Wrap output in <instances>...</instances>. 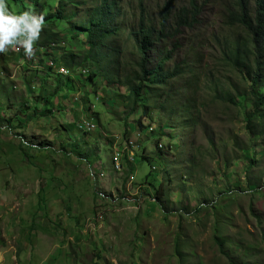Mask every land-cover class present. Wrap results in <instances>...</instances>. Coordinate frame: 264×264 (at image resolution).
<instances>
[{"label": "rangeland", "instance_id": "374dc122", "mask_svg": "<svg viewBox=\"0 0 264 264\" xmlns=\"http://www.w3.org/2000/svg\"><path fill=\"white\" fill-rule=\"evenodd\" d=\"M120 1L125 10L130 9L129 3L134 8L137 3ZM163 1L151 0V7L155 10V3ZM6 2L15 8L12 0ZM232 5L233 0H210L195 29H186L178 37L181 48L166 68L172 70L182 62L192 46L205 62L199 71L212 67L214 38L233 30L226 23ZM181 6H186V0L178 1L177 7ZM91 8L68 7V11L80 13L76 21L87 19ZM65 23L58 24L59 41L52 47L53 55L47 53L48 47L34 46L31 57L15 49L0 54V264H228L217 240L225 242L224 251L236 264H264V149L257 146L258 163L249 174L250 181L242 159L236 168H226L223 158L210 152L197 169L191 170L189 163L197 152L194 143L208 148L206 131L220 147L219 154L227 145L226 155L233 156L234 132L240 137L238 144L245 146L248 137L236 112L224 113L220 106L202 108L201 124L192 140L189 128L182 129L169 118L163 121L162 112L153 111L151 119H144L141 106L128 115L127 91L106 84L92 60L87 65L83 61L71 64L67 74L72 75L73 90L68 91L65 79L58 80V74L48 70L51 59L63 67L60 58L69 53L67 48L75 55L85 50L80 41L70 40L78 32ZM171 50V41L159 44L150 54L151 68ZM106 65L104 61L100 67L106 69ZM91 74L93 80H89ZM228 75L236 86H243L234 69ZM55 89L58 92L52 98ZM142 98L158 100L147 91ZM179 98H174L176 104ZM47 99L53 114L40 118ZM80 118L93 119L98 126L89 137L73 130ZM151 127H162L166 134L151 133ZM124 135L133 139L126 146ZM159 140L163 150L157 147ZM134 141L141 145L139 152L135 150L139 153L136 164L129 156L124 163L130 172L134 168L136 184L148 186L154 195H146V186L132 184L125 170L120 179L112 175L114 147L134 149ZM124 154L125 148L113 159L119 171ZM95 171L106 174L100 183H96ZM97 191L105 195L108 219L102 223L103 230L88 226L90 235L83 231L84 237L78 240L72 233L80 231L73 227L79 217L95 215Z\"/></svg>", "mask_w": 264, "mask_h": 264}, {"label": "trees", "instance_id": "16d2710c", "mask_svg": "<svg viewBox=\"0 0 264 264\" xmlns=\"http://www.w3.org/2000/svg\"><path fill=\"white\" fill-rule=\"evenodd\" d=\"M209 1L186 0V6L177 9L178 0H164L161 4L155 3V10L151 7V0H136V7L129 3L130 9L126 10L120 0H12V3L15 7L20 5L18 12L31 10L44 17V26L35 47L58 44V24L71 23L78 34L71 35L70 40L80 41L85 50L75 55L66 47L69 53L60 58L63 67L69 70L71 64L74 67L83 61L87 65L92 60L106 84H116L119 90L127 91L128 115L137 113L141 106L145 108L144 119H151L153 111L162 112L165 115L163 121L169 118L173 124L179 123L180 128H189L193 140L194 131L201 124L202 108L220 106L224 113L235 111L248 137L245 146L238 144L240 137L234 132L231 137L233 156L226 155L227 145L221 148L222 154H219L220 147L216 146L210 131H206L208 148L194 143L197 152L190 156L189 163L191 170L197 169L201 166L200 160L210 152L214 156H221L226 168H236L242 159L243 172L250 181L249 174L258 163L255 160L257 146L264 149V0H253L252 4L249 0H233L226 18L227 26L233 30L225 36L214 38L215 46L210 55L212 67L199 71L198 68L205 62L196 46L189 48V54L182 62L175 63L172 70L165 66L174 52L181 48L178 37L186 29H195ZM88 5H92L87 11L88 18L74 21L80 13H70L68 7L82 8ZM134 10L137 11L136 15L132 13ZM128 17L129 20H124ZM166 41L172 42L173 50L158 59L155 67L151 68L150 54ZM104 61L107 62L106 69L100 67ZM233 69L240 75L243 86H236L231 76H227ZM61 78L58 75L57 79ZM94 78L95 75L91 74L89 80ZM65 81L67 90H73L71 79L66 78ZM145 91L154 94L158 100L153 103L150 99L142 98ZM57 92L58 89H55L52 98ZM176 96L180 97L178 104L174 101ZM197 98L201 99V103ZM49 101L47 99L40 118L53 114ZM231 118H234V114ZM82 125L83 122L80 129ZM144 127V123H141L140 128L143 130ZM244 149L251 156H245ZM156 192L159 195L160 190ZM73 235L78 240L82 238L74 232ZM216 243L229 260L228 264H236L225 253V242L217 240Z\"/></svg>", "mask_w": 264, "mask_h": 264}, {"label": "clouds", "instance_id": "9594fccd", "mask_svg": "<svg viewBox=\"0 0 264 264\" xmlns=\"http://www.w3.org/2000/svg\"><path fill=\"white\" fill-rule=\"evenodd\" d=\"M17 6L20 7V5H17ZM15 8H18V7H15ZM15 8L13 6L8 7L6 0H0V54L5 53L9 49H15L17 54H20L23 51V54L26 57H31L33 55V46H34V44H36L38 42V40L40 38V33L42 30V27L44 26V17L42 15H38V14L32 12L31 10H25V11H19V12L14 11ZM77 9H79V8H77ZM177 9H178V7H177ZM71 13L77 14V11H73ZM54 45L56 46V44H54V43L50 44L48 49L46 46H43L41 48L37 47V46L36 47L34 46V47L39 48V49H47V53H51L53 50L52 47ZM47 56H48V54H47ZM50 61L53 64L49 65L48 70L51 71V69H52V71H54L55 74L61 75L62 78H64V79H66V78L72 79V75L67 74L69 72L68 69H65L64 67H60L59 64H56L55 62H53L52 59ZM57 66H59V68H61V69H57L56 68ZM83 73H84V71H83ZM1 75H2V73H0V76ZM82 120H92L95 122V120H93V119H89V118L82 119V118H80L78 123L81 122ZM78 123L73 124V126H75L74 132H78L79 135H81L82 137H83V135L85 137H89L92 134V132H89V133L88 132H81L78 129ZM163 128H164V126H163ZM163 128L161 127L158 129L155 127H151L150 132L151 133L160 132L161 134L164 135V134H166L165 133L166 131H164ZM145 129L146 128L144 127L143 130H145ZM105 137H108V135L105 134ZM124 137H125V135H124ZM124 139H125L124 140L125 146L127 144H129L130 141H133V139H130L128 137H125ZM135 144H136V142H135ZM160 144H163V141L159 140L157 142V147L160 150H163L164 144H163V147H160ZM125 146H118V147L113 146L114 149H113V156H112V165H113V171L115 173L112 175H114L115 179H116V177L120 179V177L122 175H124V173H125L124 170H125V171H127V176H128L127 178L131 179L132 184L137 185V186H142V187L146 186L144 184H136L134 168H133V170H131L132 172H130L129 168H131V167H128V165H126L124 163L125 156H127V157L129 156V159H131L130 154L128 152H126L123 156L122 163H121L122 169L120 171L117 170L116 165H115V161L113 160V158L115 156V153L117 151H122L125 148ZM136 146L137 147L133 149L134 159L132 161L134 162V164H136V157L139 154L137 152H139L141 149V145L136 144ZM136 149H137V152L135 151ZM146 151L147 150H145L144 153H148ZM144 153H142L141 155L146 156ZM146 157L148 158L149 156H146ZM153 170L157 171V169L155 167H153ZM95 173H96L95 174L96 183H100L102 180L99 181V179L106 177V174L103 171L98 172V173L95 171ZM98 185H100V184H98ZM145 193L148 196L154 195L148 189V186H146V192ZM97 195L99 196V199L96 202L97 207L95 209V213H94L95 215H93L92 217H88V218L84 219L85 220L84 227L79 228V229L77 228V230L80 231V233L79 232H77V233H79V235L82 236V238L84 237L83 235H85V233H87V235H90V233H88V231H87L89 229L88 226L94 228V230H96V228H98V227H100V228H98L99 230H103L104 227H103L102 223L108 219L107 216H109L110 211H108L109 210L108 206L102 200L105 195L102 191H97ZM86 227H87V230H86ZM83 231H85V233Z\"/></svg>", "mask_w": 264, "mask_h": 264}, {"label": "bare ground", "instance_id": "6f19581e", "mask_svg": "<svg viewBox=\"0 0 264 264\" xmlns=\"http://www.w3.org/2000/svg\"><path fill=\"white\" fill-rule=\"evenodd\" d=\"M92 121V120H91ZM93 123H90V122H88V124H87V122H84L83 121V125L81 126V130H87L88 131V133L89 132H91V130H92V128H96L95 130H97V125H96V123L94 122V121H92ZM80 123V122H79ZM78 123V124H79ZM79 129V128H78ZM80 130V131H81ZM94 130V131H95ZM81 132H83V131H81ZM85 132V131H84ZM114 159V158H113ZM115 165H116V168H117V170L119 169V167H118V165H117V163L115 162Z\"/></svg>", "mask_w": 264, "mask_h": 264}, {"label": "crops", "instance_id": "0c3cea01", "mask_svg": "<svg viewBox=\"0 0 264 264\" xmlns=\"http://www.w3.org/2000/svg\"><path fill=\"white\" fill-rule=\"evenodd\" d=\"M78 214H83V212H82V210H79V212H78ZM77 214V217H79V215ZM84 218H85V216H83L82 218H78V220H77V223L79 224V225H75L73 228H82V227H84V225H85V220H84ZM34 220H36L37 218H33ZM82 220H83V222H84V225L82 224ZM36 228H37V225H36ZM46 228V227H45ZM45 228H43V229H45ZM37 231H38V229H37ZM74 233H76V232H74ZM73 234V233H72ZM77 234V233H76ZM66 241H69V237L67 236V239H65V242ZM43 256H45V255H43ZM42 256V257H43ZM41 264V263H40Z\"/></svg>", "mask_w": 264, "mask_h": 264}, {"label": "built area", "instance_id": "2783aa9c", "mask_svg": "<svg viewBox=\"0 0 264 264\" xmlns=\"http://www.w3.org/2000/svg\"><path fill=\"white\" fill-rule=\"evenodd\" d=\"M84 122H90V123H93L91 120H84ZM91 132H94V130H91ZM128 152L130 154V157H131V160L134 159V151L133 149H127L125 147V153ZM122 159L123 158H119V161H120V164L122 163Z\"/></svg>", "mask_w": 264, "mask_h": 264}]
</instances>
